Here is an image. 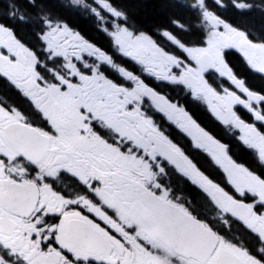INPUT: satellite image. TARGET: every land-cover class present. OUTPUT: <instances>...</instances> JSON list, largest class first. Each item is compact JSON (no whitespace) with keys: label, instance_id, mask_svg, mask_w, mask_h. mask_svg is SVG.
<instances>
[{"label":"snow or ice","instance_id":"obj_1","mask_svg":"<svg viewBox=\"0 0 264 264\" xmlns=\"http://www.w3.org/2000/svg\"><path fill=\"white\" fill-rule=\"evenodd\" d=\"M0 4V264H264V0Z\"/></svg>","mask_w":264,"mask_h":264},{"label":"trees","instance_id":"obj_2","mask_svg":"<svg viewBox=\"0 0 264 264\" xmlns=\"http://www.w3.org/2000/svg\"><path fill=\"white\" fill-rule=\"evenodd\" d=\"M119 2L123 4H130V0H119ZM0 8H3V4H0ZM132 10L135 12L138 21L149 28H151L153 25L168 26V17L171 15V13L164 10L163 8L156 7L154 10L151 8L149 9L133 8ZM226 15L231 17L237 23H241L243 22V20L246 19L250 25L255 26L257 29L260 27L261 23L264 22V19L261 18L259 13H254L253 16L249 18L232 17L231 12L227 13ZM67 19L71 26H77L85 37L87 38L89 37V35L85 33L87 31H90L88 30V28L91 27V24H89L87 20L71 15L68 16ZM3 22L9 23V21L6 20ZM20 27L21 29L18 30V34L22 35L23 37L33 39L31 35V32L33 30L31 28L25 26H20ZM188 39H193V37H188Z\"/></svg>","mask_w":264,"mask_h":264},{"label":"flooded vegetation","instance_id":"obj_3","mask_svg":"<svg viewBox=\"0 0 264 264\" xmlns=\"http://www.w3.org/2000/svg\"><path fill=\"white\" fill-rule=\"evenodd\" d=\"M88 23L91 24L90 22H88ZM16 27L18 28V30L21 29L20 26H16ZM72 27L77 28L78 30H80L77 26H72ZM32 30H34V29H32ZM88 30H90V31L85 32V33H87L89 35L88 38L86 37L87 39L93 41L94 43H97L98 45H100L102 47L106 48L108 46L106 38L103 37L102 35H100L99 33H97L95 30H93L92 26L90 28H88ZM18 35L22 39H24L26 42H29L31 44H35L36 43L34 38L33 39H29V38L23 37L20 34H18ZM253 83H256V82L253 81ZM173 96H175V93H173ZM11 98L15 99L14 96H12ZM181 103H183V100H181ZM189 110L194 115V118H196L198 120V122H200L202 124V126L206 127L209 131H211L218 138H223L227 142L228 138L223 135V131L219 127H217L215 125V123L211 120V118L207 115L206 112H204L202 109L197 108V107L192 106V105H189ZM157 120L159 122V117H157ZM163 126L166 127V128L168 127L166 124L163 125ZM168 130L172 132L173 137L175 139H177L190 152V154L197 155V154L191 153L190 146H189V144H188L186 139L179 137L177 135V133L173 129H168ZM233 153H234V155L236 156L237 159L244 160V161H251L250 155L241 152L235 146L234 142H233ZM197 159H198L200 165L207 170V166H206V164L204 162V159L202 158V155L197 156ZM185 195H187V193H185Z\"/></svg>","mask_w":264,"mask_h":264}]
</instances>
